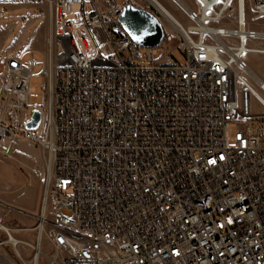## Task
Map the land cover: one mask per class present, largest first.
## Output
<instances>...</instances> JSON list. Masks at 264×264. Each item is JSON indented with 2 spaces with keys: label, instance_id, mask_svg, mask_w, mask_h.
<instances>
[{
  "label": "built area",
  "instance_id": "built-area-1",
  "mask_svg": "<svg viewBox=\"0 0 264 264\" xmlns=\"http://www.w3.org/2000/svg\"><path fill=\"white\" fill-rule=\"evenodd\" d=\"M45 1L43 102H29L36 57L0 64V144H37L46 165L37 235L50 253L39 256L264 264V146L247 128L264 119L251 108H264V76L245 58L264 55L251 45L264 41V0H172L180 12L165 0ZM126 4L159 21L158 46L125 31ZM9 108H38L41 121L14 124Z\"/></svg>",
  "mask_w": 264,
  "mask_h": 264
},
{
  "label": "rangeland",
  "instance_id": "rangeland-1",
  "mask_svg": "<svg viewBox=\"0 0 264 264\" xmlns=\"http://www.w3.org/2000/svg\"><path fill=\"white\" fill-rule=\"evenodd\" d=\"M11 5L8 8L0 9V45L5 46H26L29 43H38L40 40V27L46 22V1L45 0H0ZM32 2L34 7L29 14V7L25 4ZM121 5L126 0H117ZM166 3L180 12V9L172 0H165ZM186 3L191 0H183ZM252 47H264V41L258 44H251ZM0 55V59H1ZM171 57L183 62L178 50H174ZM245 58L250 66L259 75L264 76V55L258 53H247ZM39 66L33 69V76L30 79L29 102L39 104L43 102L42 84L45 75H42L44 67L42 63L46 60V54L37 55ZM158 59V58H157ZM6 94L0 91V111L4 105ZM46 105L44 113L46 114ZM252 113L257 116L264 115V108L255 99L251 100ZM38 108L33 109L32 111ZM32 111H16L9 108L6 118L14 124H22L31 117ZM248 134L260 135L264 146V119H250L248 121ZM235 127H230L231 136ZM232 139L230 144H232ZM46 178V165L37 144H29L25 140L17 143L0 144V223L9 227L11 233L23 242L37 245V217L42 210V200ZM8 233L0 227V264H33L35 249L25 244H18L17 251L11 244L7 243ZM38 247L44 253H50V248L44 241L39 239ZM39 264H47L44 257L39 256Z\"/></svg>",
  "mask_w": 264,
  "mask_h": 264
},
{
  "label": "water",
  "instance_id": "water-1",
  "mask_svg": "<svg viewBox=\"0 0 264 264\" xmlns=\"http://www.w3.org/2000/svg\"><path fill=\"white\" fill-rule=\"evenodd\" d=\"M119 21L132 40L140 46H158L163 39V30L159 21L147 10L132 4L123 6ZM140 37L135 39L134 37ZM41 121V112L32 111L31 117L25 122L27 129H35Z\"/></svg>",
  "mask_w": 264,
  "mask_h": 264
},
{
  "label": "crops",
  "instance_id": "crops-1",
  "mask_svg": "<svg viewBox=\"0 0 264 264\" xmlns=\"http://www.w3.org/2000/svg\"><path fill=\"white\" fill-rule=\"evenodd\" d=\"M46 4V3H45ZM27 7H29V10L27 11L29 14H31L32 7L34 5L30 1L28 4H25ZM8 8L9 10L13 9L11 8V5L1 2L0 1V9ZM46 11H47V5H46ZM47 19V16H46ZM40 40L38 43L31 42L29 43L27 41V44L25 47L18 45V46H5L0 45V55L2 56L0 59V64L3 63L8 57H16L17 59H20L22 61H25L28 57L34 56L37 58V55H40L42 53H45L47 56V39H48V19L46 22L41 23L40 27Z\"/></svg>",
  "mask_w": 264,
  "mask_h": 264
},
{
  "label": "bare ground",
  "instance_id": "bare-ground-1",
  "mask_svg": "<svg viewBox=\"0 0 264 264\" xmlns=\"http://www.w3.org/2000/svg\"><path fill=\"white\" fill-rule=\"evenodd\" d=\"M43 208H44V206H42V211H43ZM0 227L8 233V239L6 240V242L11 244L12 247H14L16 249V251H17V245L20 244V243L25 244V245L30 246V247H33L35 249V255H34L32 260H33V264H37L38 258H39V251H40L39 250L40 248L38 247L39 234L37 236V245L34 246L31 243H29V242H23V241L17 239L16 237H14L12 235V233H11V229L9 227L3 225L2 223H0Z\"/></svg>",
  "mask_w": 264,
  "mask_h": 264
},
{
  "label": "snow or ice",
  "instance_id": "snow-or-ice-1",
  "mask_svg": "<svg viewBox=\"0 0 264 264\" xmlns=\"http://www.w3.org/2000/svg\"><path fill=\"white\" fill-rule=\"evenodd\" d=\"M134 38H135V39H140V37H138V36H137V37H134Z\"/></svg>",
  "mask_w": 264,
  "mask_h": 264
}]
</instances>
